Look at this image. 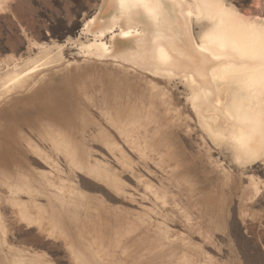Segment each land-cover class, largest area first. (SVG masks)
<instances>
[{
  "label": "rangeland",
  "instance_id": "obj_1",
  "mask_svg": "<svg viewBox=\"0 0 264 264\" xmlns=\"http://www.w3.org/2000/svg\"><path fill=\"white\" fill-rule=\"evenodd\" d=\"M102 1L0 0V264H264V158L214 143L182 78L84 48Z\"/></svg>",
  "mask_w": 264,
  "mask_h": 264
},
{
  "label": "bare ground",
  "instance_id": "obj_2",
  "mask_svg": "<svg viewBox=\"0 0 264 264\" xmlns=\"http://www.w3.org/2000/svg\"><path fill=\"white\" fill-rule=\"evenodd\" d=\"M100 6L83 28L96 34L84 48L182 78L214 143L228 146L241 164L264 158V25L226 0H103ZM193 21L209 22L198 41Z\"/></svg>",
  "mask_w": 264,
  "mask_h": 264
}]
</instances>
